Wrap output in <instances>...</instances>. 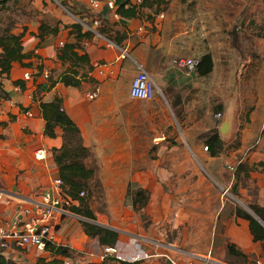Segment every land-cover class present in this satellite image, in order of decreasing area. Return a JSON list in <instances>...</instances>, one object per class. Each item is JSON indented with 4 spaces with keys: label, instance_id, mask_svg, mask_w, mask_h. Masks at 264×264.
<instances>
[{
    "label": "crops",
    "instance_id": "obj_1",
    "mask_svg": "<svg viewBox=\"0 0 264 264\" xmlns=\"http://www.w3.org/2000/svg\"><path fill=\"white\" fill-rule=\"evenodd\" d=\"M130 1L141 3V0ZM163 1L159 6L153 4V7L143 8L142 13L133 17L120 16L102 1L97 6L88 2L92 14L90 22L82 14L83 11L82 15L74 13L81 17L76 22L89 24L94 30L87 43H82L83 51L93 67L90 72L93 81H82L78 87L66 86L59 81V75L69 67V63L61 62L56 55L62 44L70 39L67 33L69 28L64 26L75 20L65 21L56 14L54 22L57 20L55 24H58L59 31L43 37L37 36L41 17L36 16L24 23L27 28L22 37L23 52L31 55L23 62L30 65L24 66L15 61L9 74L0 78L6 94V97L0 98V224L11 225L22 209L26 210V214L22 215L24 219L35 216L37 208L33 201H40L43 194L53 190L52 179L58 176L52 150L61 146L62 130L56 126L53 136L44 134L45 120L40 103L55 99L60 100V108L77 126L83 146L91 152L89 160L99 165V172L104 173L103 178L112 179L125 176L126 170H116L111 165L134 160L131 148L137 146L134 140L140 137L142 130L160 134L153 137L156 148L165 144L167 147L163 141L167 139L165 133L172 125L171 121L168 122L169 115L180 124L192 156L200 160L217 158L218 154L210 156L206 150H201L197 139L198 130L219 127L218 120L214 116L212 118L215 101L221 102L223 120H229L228 133L224 137L219 134L225 142L232 139L233 130L235 134L239 129L238 112L242 105H250L248 120L240 130V143L236 149L238 157L225 164L238 161L247 163L250 170L245 172L246 187L240 188L239 193L248 203L264 207V173L255 169L256 163L264 162V49L257 50L249 43L253 48L250 49L252 54L246 57L245 53L238 54L240 44L236 43L239 49L232 45L237 52L229 45L223 46L216 32L213 33L214 38L205 40L200 30L196 33L191 28L175 31L171 22L173 16L161 12ZM43 7V3L42 8L35 6L44 12ZM147 10L153 11V18ZM93 20L98 21L96 26L92 25ZM104 21L107 26L104 32H100ZM146 23L149 25L146 26ZM21 31V27L13 29L14 33ZM122 49L126 50V55H123ZM207 52L211 54L213 69L201 79L194 71L187 72L184 67L173 63L174 58L198 59ZM138 65L149 73L160 92L152 100L135 99L129 95L130 82L138 71ZM231 67L237 68L233 74L238 80L235 84L229 76ZM46 71L53 80L44 76ZM25 73H28V78H25ZM204 78H209V82L205 84L202 81ZM15 80H20L23 86L15 85ZM51 81H54L52 85ZM95 90L96 96L90 98L89 94ZM242 100H246L247 104ZM154 117L161 120L157 126L153 122ZM38 149L44 150L41 158L35 156ZM84 162L86 164L87 159ZM127 177L141 176L135 172ZM73 203L77 201L72 200ZM66 211L62 215H54L53 223L59 227L53 232L52 243L69 248L75 252L72 256L53 253L48 249L38 250L33 246L19 247L14 243L10 248L1 249V254L17 264H62L65 259L73 264L79 260L75 259L76 256L82 258L83 264H120L108 260L109 256L126 260L145 259L151 264H189L193 260L192 255L201 256L199 253L174 250L158 240L154 245L151 241L152 244L141 247L129 232L119 236L114 246L116 252L106 255L97 240L83 232L81 221L88 220L68 208ZM223 212H227L226 215ZM218 213L217 225L220 228L214 240L218 244L228 240L246 257L259 256L263 242L253 241L248 221L237 216L234 208L228 210L223 205ZM69 217L79 223V230L77 228L74 233ZM136 225L134 223L133 227ZM81 235L84 239L79 246L73 238ZM212 254L214 260L226 262L227 254L223 246L215 247Z\"/></svg>",
    "mask_w": 264,
    "mask_h": 264
},
{
    "label": "rangeland",
    "instance_id": "obj_2",
    "mask_svg": "<svg viewBox=\"0 0 264 264\" xmlns=\"http://www.w3.org/2000/svg\"><path fill=\"white\" fill-rule=\"evenodd\" d=\"M43 1H21V4L18 5L12 3L7 5L6 9L0 7V28L8 26V23H16L17 27L22 28L24 23H28L29 19L36 16L42 17L47 23L51 22V25L57 21L54 22L57 15L65 21H76L79 17L74 13L81 14L82 11L87 21L90 22L92 19L88 0H69L71 4L68 0H45L44 12L40 10V14L34 13L38 10L35 6L38 5L42 8ZM62 2H65V5ZM161 6V12L173 16L174 19L171 22L175 31L191 28L196 33L200 30L203 37H206L205 40L214 38L213 33L216 32L221 37L220 39H223L222 41L219 39L223 46L229 45L232 50L237 52L232 45L235 44L237 47L236 43L240 44L241 49L237 47L238 54L245 53L246 57L252 54L251 45H254L257 50L264 49V0H165ZM146 12L153 18L151 15L153 11L147 10ZM146 24V26L149 25V23ZM252 57L254 58V56ZM235 70H237L235 67L229 69V76L234 84L235 81H238L233 75L236 73ZM203 77L198 76L197 78ZM202 81L206 84L209 82V78H204ZM159 93L157 91L155 95ZM243 101L247 104L246 100ZM220 103L215 101L213 112L215 106L217 107ZM250 109V105H242L238 112L239 129L235 134L233 130L230 141H223L224 146L215 159L200 160L192 156L186 146L187 141L180 124L176 122V118H171L170 115L168 122L171 121L172 125L167 129V133L164 132L167 139L163 141L167 143V147L165 144L164 147L156 145L158 146L156 148L153 145V137L160 134L155 131L142 130L140 137L134 140L137 146L131 148V155L135 161L118 162L111 165L115 166L116 170H126V173L123 172L125 176L122 173V176L115 179L103 178L104 173L99 172V165L89 160L90 154L86 158V166L93 168L95 175L94 179L89 181V191L87 189L86 193H90L88 203L95 212V221L114 227L118 230L119 236L123 232H129L130 236L135 239V243H140L141 247L144 244H152L151 241L154 245L158 240L174 250L199 253L204 257L212 258L213 249L222 246L227 254L225 245L229 241L226 240V243L218 244L214 240L220 228L217 225L219 223L218 211L221 205L224 208L227 207L228 210L240 208L246 211L249 208L248 202L242 199L243 196L239 190L246 187L245 172L250 170V167L245 162L241 163L245 166L243 169L238 167L237 175V168L231 172L225 167V163L232 161L235 156L238 157L237 142L240 143L241 126L243 127L247 122ZM216 120L219 123L218 134L224 137L225 134L220 131L224 121L223 117ZM160 121L159 117L153 119L156 126ZM228 130L229 127L225 133H228ZM206 131H197L201 150H204ZM206 151L209 153V149ZM133 171L138 172L141 177L131 179L127 177L128 174L134 175ZM139 187L148 188L150 194L149 201L144 208V217L132 209L127 193L129 189L134 192ZM226 213L222 214L226 215ZM68 219L73 224L72 232L74 233L79 223L71 217ZM134 223L137 224L135 228L133 227ZM58 227H55L54 230L56 231ZM83 239L82 235L81 237L75 236L73 241L80 246ZM260 247L259 256L264 257V242ZM255 257L235 256V259L232 257L228 259L227 255L225 261L228 264H251V260ZM75 259H79L83 264L81 257L76 256ZM132 260L135 259H129V261ZM142 260L145 261V259Z\"/></svg>",
    "mask_w": 264,
    "mask_h": 264
},
{
    "label": "trees",
    "instance_id": "obj_3",
    "mask_svg": "<svg viewBox=\"0 0 264 264\" xmlns=\"http://www.w3.org/2000/svg\"><path fill=\"white\" fill-rule=\"evenodd\" d=\"M21 1L32 2L33 0H0V7L1 9H6L7 5L11 3L18 5L21 4ZM162 1L163 0H141V3L135 4L130 0H114L115 6L113 9L122 17H133L142 13L144 11L143 8L153 7V4H157V6H159ZM62 4L65 5V2H62ZM43 5H45L44 1ZM34 13L40 14V11L36 10ZM8 24V26L0 28V78L9 74L12 63L15 61L21 62L24 66L30 65L29 63L23 62L25 58H29L31 55L30 53L23 52L22 46V37L27 26L23 25V31L14 33L13 29L16 27V23ZM105 26H107V23L104 21L103 27H101L99 31L104 32ZM64 27L69 28L67 33L70 39L69 41H66L62 44L56 55L57 59L61 62H68L69 67L59 75V81L66 86L78 87L82 81H93V77L90 74L93 67L90 64L87 53L84 52L82 48V43L86 40H89L93 36V32L89 30H83V26L76 21H73L71 24H68ZM37 28V36L39 37H43L44 35L48 34L55 35L59 31L58 24L50 25L42 17L38 21ZM197 60L198 63L194 70L195 75H208L213 69L211 54L208 52L204 53ZM149 68L150 66L147 65V69ZM48 78L53 80L50 76V73ZM53 83L54 81H51V85ZM14 84L19 85L20 87L23 86V83L20 80H15ZM4 97H6V94L3 92L0 82V98ZM60 106V100L58 99L52 100L50 102L40 103L42 116L45 120L44 134L53 136L54 128L56 126H59L62 130V144L59 148H54L52 150V154L57 166V176L62 182L61 187L63 192L65 195L70 197L71 200L77 201L75 204H70L68 209L72 213L88 219V221H81V226L83 232L89 238L96 239L102 248L114 247L119 239V232L91 222V220H95L96 217L88 203L90 193L87 194L86 191L89 188V181L94 179L95 171L93 168L89 166L87 167L84 162V159L90 156V151L88 148L83 146L77 126L68 117V115L62 109H60ZM221 109L222 105H218L217 107L215 106V113L219 112L221 114ZM204 137L205 145L207 146V149H209L210 156H216L219 154L224 146V142L218 134L217 127L215 126L206 131ZM237 145L239 146L238 142ZM238 146L236 148H238ZM241 163L236 165V174L239 172L238 167L239 169H243L245 166ZM255 169H259L260 172L264 173V162L260 161L256 163ZM81 191L84 192L83 196L79 195ZM127 193L132 209L144 217V208L146 207L150 197L148 189L139 187L134 192L133 190L129 189ZM248 207L264 222V207L253 203H248ZM235 214L248 221L249 231L252 235L253 241L264 242V226L256 218H254L247 211L240 208L235 209ZM225 247L228 259L230 257L235 259V256H247L231 242H227ZM1 249L2 248H0V251ZM45 249H48L53 253H60L67 256H72L73 253H75L65 246L55 245L51 242L46 243ZM108 260H115L120 264H151L149 262L143 261L142 259L129 261L112 256H109ZM0 264L17 263L7 259L0 252Z\"/></svg>",
    "mask_w": 264,
    "mask_h": 264
},
{
    "label": "built area",
    "instance_id": "obj_4",
    "mask_svg": "<svg viewBox=\"0 0 264 264\" xmlns=\"http://www.w3.org/2000/svg\"><path fill=\"white\" fill-rule=\"evenodd\" d=\"M104 2L110 9H113L115 6L114 0H88V2L97 6L98 2ZM140 2V0H138ZM86 30L92 31L91 25L82 23ZM98 24L97 20L92 21V25L96 26ZM87 41H84L86 44ZM123 55H126V50L122 49ZM173 63L176 66L184 67L187 72H192L195 70L198 60L196 58H174ZM98 66V65H95ZM49 72L46 71L44 76L47 78ZM25 78H28V73L24 74ZM159 91L156 89V86L153 82V79L149 73L143 68V66L138 65V71L136 75L131 79L129 86V95L135 99L142 100H152L155 93ZM96 90L94 93H90L89 97L93 98L96 96ZM61 109V108H60ZM216 119L221 117L219 112L214 114ZM204 150H207V146L203 147ZM35 156L41 158L44 156V150L38 149L35 151ZM237 163H227L225 167L234 172ZM61 180L59 177L52 179V188L51 192L45 193L41 196L40 201H33L37 212L35 216L29 218H23L26 214V210L22 209L21 214L11 225H2L0 224V248L7 249L10 248L12 243L19 247L33 246L38 250H44L46 243L51 242L53 239V232L55 225L53 223L54 215H62L71 204V198L65 195L61 187ZM80 196L84 195V192L79 193ZM106 255L113 254L116 252L115 247H105L103 248ZM113 252V253H112ZM193 260L189 264H228L224 262H219L213 258L192 255ZM119 258V257H118ZM62 264H70L69 259L63 260ZM73 264H81L79 260L73 262ZM251 264H264V257L257 256L251 260Z\"/></svg>",
    "mask_w": 264,
    "mask_h": 264
},
{
    "label": "water",
    "instance_id": "obj_5",
    "mask_svg": "<svg viewBox=\"0 0 264 264\" xmlns=\"http://www.w3.org/2000/svg\"><path fill=\"white\" fill-rule=\"evenodd\" d=\"M229 120L228 119H226V120H224V122L222 123V125H221V127H220V131L223 133V134H225V132H226V130L228 129V127H229V122H228ZM247 211H249L250 212V214L254 217V218H256L263 226H264V222L252 211V210H250L249 208H247ZM84 220H88V219H86V218H83ZM91 222H93V223H95V224H98V225H101V226H105V227H108V228H111V229H113V230H115V231H118L117 229H115L114 227H111V226H109V225H106V224H102V223H99V222H97V221H95V220H91Z\"/></svg>",
    "mask_w": 264,
    "mask_h": 264
}]
</instances>
